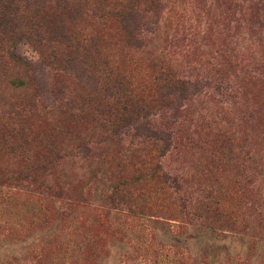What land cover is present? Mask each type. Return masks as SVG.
<instances>
[{"label": "rangeland", "instance_id": "1", "mask_svg": "<svg viewBox=\"0 0 264 264\" xmlns=\"http://www.w3.org/2000/svg\"><path fill=\"white\" fill-rule=\"evenodd\" d=\"M5 1L0 264H264V0H15L3 20ZM152 60L186 88L125 121L107 98L164 93ZM157 154L183 193L148 172Z\"/></svg>", "mask_w": 264, "mask_h": 264}, {"label": "trees", "instance_id": "2", "mask_svg": "<svg viewBox=\"0 0 264 264\" xmlns=\"http://www.w3.org/2000/svg\"><path fill=\"white\" fill-rule=\"evenodd\" d=\"M1 7L3 9V12H2L3 20H5V18L7 19L9 18V20H12L14 18L13 17L14 11L18 8L16 1L6 0L5 3L1 5ZM157 7H158V2L153 3V9H157ZM138 13H139L138 11L131 9L126 18L134 17ZM130 35L131 37H129V39L130 41L134 42L135 49H139V47L145 46V43L141 41V39L135 37L132 34ZM83 41L88 43V39H84ZM56 54L57 53H54V55ZM13 55L18 60H21V56H19L18 54L14 53ZM105 65H106L108 74L119 79V82L115 84V89H114V91H117L118 89H120L121 82L124 81L125 77L119 71L118 67L112 64L111 62L106 61ZM162 66L163 65L161 63H158V60H152L153 69H152L151 74L148 76V80H147L148 85L146 84L147 85L146 88L148 90H153L156 93H158L159 91L164 92V93L159 92L158 98L151 99L148 102H145L143 100L137 101L134 98L131 91L125 90L124 92H121L120 94H118L117 92L110 94L107 98V103L105 104V106H107V108L114 113L119 114V112H122V115H124L123 119L126 121L127 119L130 118V121H131L133 118L128 113L132 112L133 114V112L140 111L141 113L147 114L151 112L153 107L161 106L164 103V99L168 98L167 94L170 95L168 91L177 90L179 92V91L185 90L187 82L183 81L180 78H177L176 76L173 75L172 70L166 69ZM145 128L147 132V137L149 136H153L155 138L157 137L161 140L163 144L165 143L164 145H166L169 142V136H167L166 134L162 135L163 133L154 130L148 124L147 125L145 124ZM0 143H2V140H0ZM4 143L12 150L14 146L12 142H4ZM22 143L23 142H21V144ZM229 143H230V139L226 138L225 134L218 133L216 142L214 141L213 146L215 144L218 154H222L221 157H224L223 155L227 153L225 152L226 147H227L225 145ZM16 146L19 147L20 144L16 143ZM78 149H84L87 152H90V150L87 148V145H84V143H80V145L78 146ZM151 157L148 160L149 162H147L149 164L151 163L153 164L154 160L159 157V154H157L156 157H152V158ZM145 165H142L141 167H139V169ZM153 165H154L153 168L149 167L151 169H149L148 172L151 174V176L154 177V179H156L162 184L164 189L169 191L170 194H174V195H179L184 192L183 185L177 177H173V176H169L168 174L161 173L159 163L155 162ZM11 179H13L16 182V185H23V183H25V186H29V185L35 184L34 182L35 180L30 171H22V172L20 171L16 174V176H13Z\"/></svg>", "mask_w": 264, "mask_h": 264}]
</instances>
